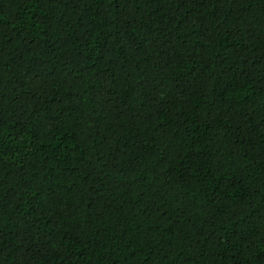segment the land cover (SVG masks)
<instances>
[{
  "label": "trees",
  "instance_id": "1",
  "mask_svg": "<svg viewBox=\"0 0 264 264\" xmlns=\"http://www.w3.org/2000/svg\"><path fill=\"white\" fill-rule=\"evenodd\" d=\"M0 264H264V0H0Z\"/></svg>",
  "mask_w": 264,
  "mask_h": 264
}]
</instances>
